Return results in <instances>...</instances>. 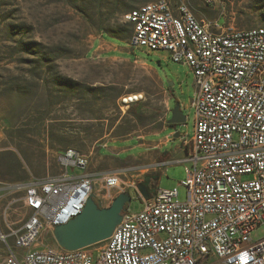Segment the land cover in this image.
Wrapping results in <instances>:
<instances>
[{"label":"built area","instance_id":"obj_1","mask_svg":"<svg viewBox=\"0 0 264 264\" xmlns=\"http://www.w3.org/2000/svg\"><path fill=\"white\" fill-rule=\"evenodd\" d=\"M125 18L137 24L132 47L167 52L195 76L194 134L182 139L186 156L178 160L189 164L178 184L187 189L185 200L178 188L143 197L123 178L132 168L71 173L85 170L89 158L68 147L55 155L58 174L20 185L28 212L1 234L8 254L0 264H264V237L252 236L264 225V25L225 29L183 3L174 11L169 0L144 3ZM142 99L135 94L124 103ZM98 176L102 195L135 189L140 211H127L99 244L40 248L50 226L82 212Z\"/></svg>","mask_w":264,"mask_h":264},{"label":"rangeland","instance_id":"obj_2","mask_svg":"<svg viewBox=\"0 0 264 264\" xmlns=\"http://www.w3.org/2000/svg\"><path fill=\"white\" fill-rule=\"evenodd\" d=\"M152 1L0 0V234L19 227L26 217L20 185L58 172L55 155L60 150L76 148L91 158L106 140L119 142L165 130L172 137L166 147L170 150L193 137V71L171 60L167 52L130 44L133 25L126 14ZM169 1L174 11L183 3L198 19L225 29L264 25V0ZM104 32L124 40L114 42L131 49L130 59L91 52L94 40ZM104 38L111 40L108 34ZM135 94H143V99L124 103V98ZM176 102L186 122L171 127L167 117ZM175 129L180 133L177 139ZM138 152L136 148L124 153L122 159ZM185 166L189 164L164 163L149 187L150 195L158 189L178 188V198L185 200L187 189L178 185L186 177ZM132 171L137 174L135 182L123 178L144 184L141 180L149 171ZM95 190L102 192L99 185ZM129 192L128 211H140L137 191ZM118 194L103 197V205H110ZM252 236L264 237V225ZM9 243L13 245V240ZM50 245L43 233L39 247ZM3 246L0 239V262Z\"/></svg>","mask_w":264,"mask_h":264},{"label":"crops","instance_id":"obj_3","mask_svg":"<svg viewBox=\"0 0 264 264\" xmlns=\"http://www.w3.org/2000/svg\"><path fill=\"white\" fill-rule=\"evenodd\" d=\"M116 41V40H115ZM91 52L97 57H105L111 59H130V53H132L129 47L121 46L114 42V39L107 40L104 38V35H100L96 37L94 40ZM172 96V95H171ZM169 117V115H168ZM167 117V120H169ZM172 127V126H171ZM170 127V128H171ZM168 128V130L170 129ZM172 137L169 136L165 130H160L152 133L145 134L143 136L130 137L124 141H103L96 146V151L94 152V156L89 158V165L85 170H78L76 174H82L84 172H93L97 175H100L103 172L121 170L123 168L132 169L129 170V173H125V177L128 180L135 182V178L137 174L133 169L147 168L149 171L145 174V178L141 181L148 187H152L155 179L159 177V169L160 165L164 163H172L177 162L185 158L186 151L182 146L176 147L174 149L168 150L166 147L169 145ZM136 141V144L130 145V142ZM136 148H139V152L136 155H131L129 158L122 159L124 153L132 151ZM64 150V149H63ZM61 151V150H60ZM84 153V152H83ZM56 166L59 171L56 173H48L45 177L49 175H55L60 172V168L55 161ZM43 177V178H45ZM40 178V179H43ZM38 180V178L28 181L27 183L34 182ZM95 185H99V189L103 190V184L99 180V176L97 177ZM118 194L119 192L115 189L110 191V194ZM98 199L106 197L102 195L101 192L94 193ZM105 206H108L105 205ZM8 232V231H7ZM3 233V232H2ZM1 233V234H2ZM50 241V246L57 247L58 244L55 242L54 236L50 230L44 232ZM0 234V236H1ZM6 234V233H4ZM1 239V238H0ZM12 240V239H10ZM3 242V240L1 239ZM4 244V258L8 254L7 247Z\"/></svg>","mask_w":264,"mask_h":264},{"label":"water","instance_id":"obj_4","mask_svg":"<svg viewBox=\"0 0 264 264\" xmlns=\"http://www.w3.org/2000/svg\"><path fill=\"white\" fill-rule=\"evenodd\" d=\"M170 113L168 123L172 127L186 122L179 102L175 103ZM179 136L180 133L175 129L173 137L177 139ZM137 190L143 197H149L145 184H138ZM131 201L130 192L125 191L119 193L110 205L105 206L95 194H92L80 214L66 224L50 226L55 241L65 250L87 248L104 242L123 220Z\"/></svg>","mask_w":264,"mask_h":264},{"label":"trees","instance_id":"obj_5","mask_svg":"<svg viewBox=\"0 0 264 264\" xmlns=\"http://www.w3.org/2000/svg\"><path fill=\"white\" fill-rule=\"evenodd\" d=\"M106 34H108V36L111 38V39H114V40H116V41H124L123 39H121L119 36H118V34H116V35H111V34H109L108 32H104V36L106 35Z\"/></svg>","mask_w":264,"mask_h":264},{"label":"bare ground","instance_id":"obj_6","mask_svg":"<svg viewBox=\"0 0 264 264\" xmlns=\"http://www.w3.org/2000/svg\"><path fill=\"white\" fill-rule=\"evenodd\" d=\"M132 25H133V35H132L131 39H133L135 37L136 31H137V24H132ZM132 99H134V97H132Z\"/></svg>","mask_w":264,"mask_h":264},{"label":"flooded vegetation","instance_id":"obj_7","mask_svg":"<svg viewBox=\"0 0 264 264\" xmlns=\"http://www.w3.org/2000/svg\"><path fill=\"white\" fill-rule=\"evenodd\" d=\"M148 194H149V197L152 196V195H150L151 194V191H150L149 187H148Z\"/></svg>","mask_w":264,"mask_h":264}]
</instances>
